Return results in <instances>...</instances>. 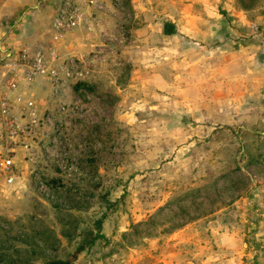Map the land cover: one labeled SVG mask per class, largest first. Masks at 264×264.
<instances>
[{
	"label": "rangeland",
	"instance_id": "374dc122",
	"mask_svg": "<svg viewBox=\"0 0 264 264\" xmlns=\"http://www.w3.org/2000/svg\"><path fill=\"white\" fill-rule=\"evenodd\" d=\"M92 1L91 47L67 57L89 72L53 111L64 152L41 139L0 195V264L82 243L72 264H264V0ZM16 94L59 101L41 79Z\"/></svg>",
	"mask_w": 264,
	"mask_h": 264
},
{
	"label": "built area",
	"instance_id": "2783aa9c",
	"mask_svg": "<svg viewBox=\"0 0 264 264\" xmlns=\"http://www.w3.org/2000/svg\"><path fill=\"white\" fill-rule=\"evenodd\" d=\"M93 7L92 0H81L77 4L72 0H59L51 27L56 34L80 27L89 30L94 21ZM7 67V80L4 88L0 87V195L5 191L11 193V187L22 183L23 169L37 168L35 154L41 139H47L40 142V148H44L49 156L57 157L55 152L63 154L61 142L66 122L60 118L55 122L53 111L60 116L67 115L71 108L62 101L64 88L80 81L86 74L78 71L72 60H60L53 49H38L31 53L21 51L8 61ZM36 79L47 83L50 95L59 100L47 113L42 112L35 101L24 99L22 94L10 98V94L17 90L19 80L31 84ZM45 128L50 136H42Z\"/></svg>",
	"mask_w": 264,
	"mask_h": 264
},
{
	"label": "crops",
	"instance_id": "0c3cea01",
	"mask_svg": "<svg viewBox=\"0 0 264 264\" xmlns=\"http://www.w3.org/2000/svg\"><path fill=\"white\" fill-rule=\"evenodd\" d=\"M72 1L77 4L81 0ZM97 1L108 6L107 0ZM57 2L59 0H0V81L2 78L7 80L8 61L21 51L31 53L38 49H53L61 59H68L82 57L91 47L92 38L89 30L84 28L55 33L51 18ZM102 14H98L99 18ZM87 68L89 66L85 65L86 75L89 72ZM233 244L232 249H236V242ZM226 261V264L238 262L235 257Z\"/></svg>",
	"mask_w": 264,
	"mask_h": 264
},
{
	"label": "trees",
	"instance_id": "16d2710c",
	"mask_svg": "<svg viewBox=\"0 0 264 264\" xmlns=\"http://www.w3.org/2000/svg\"><path fill=\"white\" fill-rule=\"evenodd\" d=\"M161 31H162V34L165 36L174 35L176 32L173 24L170 22H164L162 24ZM98 229H99V222H97V224H96V232H95L93 238L91 239V241L103 238V236L101 234H99ZM87 248H88L87 244L82 243V244L78 245L74 249V251L71 254H69V256L65 260L50 261L47 264H72V262L76 259V257L82 251L86 250Z\"/></svg>",
	"mask_w": 264,
	"mask_h": 264
}]
</instances>
